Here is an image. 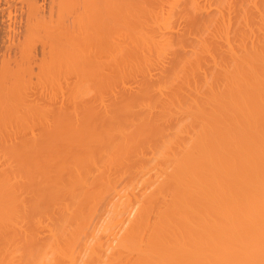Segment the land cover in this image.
Listing matches in <instances>:
<instances>
[{
    "label": "bare ground",
    "instance_id": "1",
    "mask_svg": "<svg viewBox=\"0 0 264 264\" xmlns=\"http://www.w3.org/2000/svg\"><path fill=\"white\" fill-rule=\"evenodd\" d=\"M0 264H264V0H0Z\"/></svg>",
    "mask_w": 264,
    "mask_h": 264
}]
</instances>
